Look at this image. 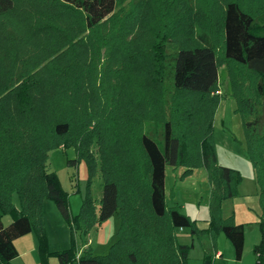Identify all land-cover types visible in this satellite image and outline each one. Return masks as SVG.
<instances>
[{"label":"rangeland","instance_id":"rangeland-1","mask_svg":"<svg viewBox=\"0 0 264 264\" xmlns=\"http://www.w3.org/2000/svg\"><path fill=\"white\" fill-rule=\"evenodd\" d=\"M239 1L248 10H264V0ZM33 2L15 0L14 9L0 16V120L11 122L8 131L1 135L2 141L7 142L6 146L13 144L23 148L22 152L28 155L34 153V144H38L42 136L40 131L47 130L54 121L41 110V94L36 93L40 92L37 91L40 86L43 87L41 92L48 90L51 78L47 71L52 68L63 82L62 88L55 86L52 92H57L56 95L70 104L68 116L62 120H68L74 128L71 131L79 133L82 139L92 137L89 149L96 168L90 175L86 159L79 158L75 148L60 145L47 152L46 169L55 173L66 193L71 216L79 215L84 206L89 215L97 212L106 182L105 173L101 171L99 143L106 141L104 135L107 141H113L110 138L116 132L111 133L110 129L122 125L120 129L134 135L138 127L141 130L149 124L156 134L161 128L157 121L164 116L175 117L179 112L189 133L195 137L200 100L177 93L165 71L157 78L161 70L155 72L154 50H159L163 43L162 51L168 58L178 47L196 43L202 32H207L220 46L221 13L226 0H145L144 6L140 0H117L114 13L101 28L107 40L94 38V42L91 36L85 46L80 45V41L86 42L88 32L76 30L77 19L60 17L56 10L44 11ZM183 16L186 20L190 16L189 26L179 22ZM260 25L264 26V22ZM172 38L171 42L167 41ZM218 73L217 98L211 117V144L216 164L238 170L241 177L246 178L253 168L245 143L243 115L231 91H243L257 112H264V100L255 94L254 79L241 70H234L230 75L225 66L220 65ZM231 78L239 83L238 88L234 83L236 89H231ZM189 139L190 134L187 144ZM117 154L116 151L111 159H123ZM4 184L0 179L3 192L9 190ZM165 189L166 207L176 205L190 220L197 222L198 229V222L209 219L211 183L201 162L193 167L167 166ZM10 200L12 206L19 209L17 192L10 191ZM41 206L45 234L58 248L73 247L80 252L90 247L96 256H103L108 252L107 246L118 240V215L102 223L90 221L88 226L90 218L86 220L83 216L79 229H72L53 201L46 199ZM0 220L7 225L11 217L1 215ZM185 231L190 238L177 236V241L191 245L188 264H202L200 236Z\"/></svg>","mask_w":264,"mask_h":264},{"label":"trees","instance_id":"trees-1","mask_svg":"<svg viewBox=\"0 0 264 264\" xmlns=\"http://www.w3.org/2000/svg\"><path fill=\"white\" fill-rule=\"evenodd\" d=\"M140 3L144 6L145 0H140ZM33 4L47 12L56 10L60 17L77 19L76 30L88 32L86 42L80 41V45L85 46L91 36L93 41L94 38L107 40L101 28L114 13L117 0H34ZM14 7L15 0H0V16ZM179 22L189 26L192 20L190 16L187 20L183 16ZM261 22H264V10H248L239 0H226L221 13L220 46L207 32H202L198 34L196 43L178 47L168 58L162 51L163 43L159 50H154L155 72L161 70L157 78L166 72L177 93L200 100L196 135L194 137L189 133L190 129L179 112L175 117L164 116L157 121L161 128L156 130V134L149 124L141 130L138 127L134 135L120 129L122 125L110 129L111 133L116 132L110 138L113 141H107L104 135L106 141L99 143L101 171L105 173L106 182L97 212L89 215H86L84 206L79 215L71 216L66 193L61 189L55 173L46 169L47 152L60 145L75 148L78 157L86 159L90 175L96 168L89 149L92 137L82 139L79 133L71 131L74 128L68 120H62L68 116L70 104L56 95L57 92L53 93V87L62 88L63 82L56 71L49 69L47 74L51 81L47 85L48 90L41 92L43 87L40 86L37 89L40 92L36 93L41 94V110L54 121L47 130L40 131L42 136L38 144H34L32 155L23 153V148L17 145L6 146L7 142L2 141L1 135L8 131L11 122L0 120V179L4 180V187L9 188L5 192L0 190V217L5 214L11 217L7 225L0 220V264H11L18 256L14 241L30 233L36 238L39 264H48L50 257L56 258L58 264H188L191 245L178 243L177 230H189L190 235L200 236L202 264H213L215 242L219 235L228 240L235 260L239 261L244 245L243 226L235 224L232 216L223 218L222 203L237 196L242 177L238 170L216 164L211 144V117L217 98L220 65H224L230 75L234 70H241L244 75L253 78L255 94L258 99L264 100V26L260 25ZM174 38L167 41L171 42ZM230 83L232 90L238 88L239 83L232 78ZM231 94L237 99L238 111L243 115L245 143L262 210V236L259 244L252 248V253L257 257L255 264H264V112H257L243 91L233 90ZM61 110H64L63 113ZM189 134L191 141L187 144ZM114 151L123 159H111ZM111 152L114 153L109 154ZM200 162L207 170L211 183L209 219L205 229H198L195 220H190L176 205L166 207L165 202L166 167L181 164L193 167ZM10 191L18 193L19 209L11 204ZM46 199L55 203L72 229H79L81 218H90L88 226L90 221L102 223L117 214L120 218L117 242L103 256L93 255L90 247L80 252L73 247L49 252L42 225L41 205Z\"/></svg>","mask_w":264,"mask_h":264},{"label":"crops","instance_id":"crops-1","mask_svg":"<svg viewBox=\"0 0 264 264\" xmlns=\"http://www.w3.org/2000/svg\"><path fill=\"white\" fill-rule=\"evenodd\" d=\"M237 192L238 194L235 198L226 200L222 203V216L223 218H229L232 216L235 224L243 226L244 245L242 257L239 261H236L230 243L223 235H219L215 242L216 252L213 264L256 263L257 257L252 253V248L259 244L261 240L260 219L262 216V210L259 202V189L255 180L254 170H252V173L249 174L248 177H242ZM49 209H51V207H49ZM116 215L117 214H114L113 216ZM207 221V219H204L198 222L200 229H205L207 227ZM44 230L46 232L45 225ZM178 232L179 233H177L176 236H185L187 239L190 238L185 230H178ZM46 236L49 252L53 253L65 250L64 248L66 246H60V248H58L57 244H55L48 235ZM14 246L17 250L18 256L11 261V264H39L37 242L32 233L16 239L14 241ZM110 246L111 244L107 246V251ZM106 254L107 252H105L104 255ZM93 255L95 254L93 253ZM48 264H58V261L56 258L50 257L48 259ZM73 264L77 263L74 262Z\"/></svg>","mask_w":264,"mask_h":264}]
</instances>
